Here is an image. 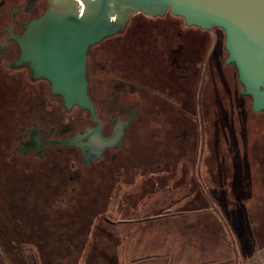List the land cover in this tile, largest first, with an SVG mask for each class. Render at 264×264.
Segmentation results:
<instances>
[{
	"label": "flooded vegetation",
	"instance_id": "af4514ba",
	"mask_svg": "<svg viewBox=\"0 0 264 264\" xmlns=\"http://www.w3.org/2000/svg\"><path fill=\"white\" fill-rule=\"evenodd\" d=\"M72 6L80 9L81 2L0 0V162L11 166V170L1 169L7 172L0 171L8 184L0 177V190L19 189L22 196H39L45 188L68 195L69 200L77 197L90 205L95 229L102 222L112 225L156 218L163 223L173 214L213 209L198 181V168L199 163H208L211 183L204 187L215 197L216 116L230 113L222 110L215 114V101L221 91L226 94L230 90L225 72L234 68L237 78L235 66L225 64L224 32L216 27L188 26L169 11L161 16L130 15L123 29L86 52L85 79L92 114L77 105L67 108L64 98L52 93L50 82L33 77L27 64L14 66L21 55L15 38L24 33V26L49 8ZM218 79L223 88L220 84L216 87ZM155 122L161 127L152 126ZM259 123L263 125L262 120ZM142 128L151 139L150 155H156L148 162L157 166L150 175L160 173L158 183L149 179L150 183L158 185L171 177L180 186L190 179L191 191L205 199V209L183 204L189 196L184 194L177 204L152 216L108 218L117 173L123 171L125 142ZM204 146L208 159L199 155ZM19 180L30 188L23 184L21 190L16 183ZM127 180L131 183L133 177L129 175ZM218 191L224 195L223 190Z\"/></svg>",
	"mask_w": 264,
	"mask_h": 264
},
{
	"label": "trees",
	"instance_id": "16d2710c",
	"mask_svg": "<svg viewBox=\"0 0 264 264\" xmlns=\"http://www.w3.org/2000/svg\"><path fill=\"white\" fill-rule=\"evenodd\" d=\"M239 85L240 83L237 80L236 87L232 91L231 88L229 91H226L229 95H232V101H235L236 104L235 108L230 109V113L226 114L225 117L232 120L234 118L233 114L237 113L241 116V121L246 123L248 131L259 133L257 117L261 113L256 114L252 112L251 99L249 96H242L239 93ZM217 95H219L218 91ZM216 100H219V98ZM248 119L254 121V126L250 130L247 126ZM244 132L246 133L245 127L243 128ZM258 143L261 144L260 147L262 149L264 141H259ZM245 145L246 142H243V153L241 154L238 152L232 154V151L228 148L229 151L226 155L221 157L229 159V156L233 160L227 161L224 166L219 167L220 169L216 166L214 177L216 189L223 190V197H226V199L234 198L237 205L241 206L242 210H244L248 220L245 203L248 196H250L248 188L250 177L245 172H249L250 157ZM260 147L255 146L254 148L257 156H259L257 149L260 152ZM203 148H201L202 150L200 149L199 155L208 159L207 147L204 146ZM220 149V142L218 141L217 153L223 154ZM250 149L252 150V148ZM1 169L11 170V166L0 162V171L7 172ZM198 170V181L201 184L205 199L214 206L213 208L219 205L225 211H228L234 207V205L226 204V202L225 205H222L223 203L217 198L219 196L212 197L204 187L206 184L211 183V177L207 173L208 163H199ZM239 173L245 175L239 178ZM0 177L2 183L8 185L5 176L0 174ZM16 183L20 189L23 184H25L27 190L30 188L26 184V181L19 180ZM18 190L12 189L8 193L0 190V264H135L146 260L157 261L156 259L149 258L150 256L145 258L134 257L132 252L133 249L142 247L143 243L144 249L152 247L154 241L149 235L152 232L159 231L160 227L175 226L176 222L180 220L181 224L183 223V228L179 229V231L177 227H174V229L180 232L179 234L182 236L179 239H183V241H178L182 246L185 243L186 245L189 243L193 244L189 237L193 236L192 233H197L199 238H205V230L209 229L205 216L210 211L196 214H173V217H169L163 223H160L162 219L155 221L154 219L156 218L137 222H118L112 225L102 222L95 229L92 228L93 220L90 216V205L76 200L77 197L74 200H69L67 198L68 195H60L56 191L55 193L49 192L45 188L41 190L39 196L33 193L30 195L23 194L22 196ZM102 213L104 212H98V214ZM104 214H108V211ZM187 215L194 216L193 223L185 222ZM184 223L186 224L185 226ZM198 224L201 227L200 231ZM120 227L128 230L127 234L120 236L113 235L115 230L118 231ZM250 232L253 231L250 230ZM190 233L191 235H189ZM249 238L254 247H257L254 244L255 236L253 233H250ZM186 239L190 242H187ZM156 241L158 242V240ZM261 241L264 245L263 239ZM159 249H161V245ZM162 250L166 249L162 248ZM178 251L177 248L176 252ZM165 252L167 254L159 258L167 261L166 264H174L171 258L168 257L171 254L169 253L170 251L166 250ZM178 255L181 258L178 259V264H209L205 258L199 261V259H195L194 257L184 258L180 254Z\"/></svg>",
	"mask_w": 264,
	"mask_h": 264
},
{
	"label": "water",
	"instance_id": "95a60500",
	"mask_svg": "<svg viewBox=\"0 0 264 264\" xmlns=\"http://www.w3.org/2000/svg\"><path fill=\"white\" fill-rule=\"evenodd\" d=\"M79 1L80 9L49 8L15 38L21 55L14 66L27 64L33 77L48 80L67 108L77 105L93 114L85 79L90 46L123 29L132 14L169 11L188 26L224 32L225 64L235 66L240 93L250 97L252 112H264V0Z\"/></svg>",
	"mask_w": 264,
	"mask_h": 264
},
{
	"label": "rangeland",
	"instance_id": "374dc122",
	"mask_svg": "<svg viewBox=\"0 0 264 264\" xmlns=\"http://www.w3.org/2000/svg\"><path fill=\"white\" fill-rule=\"evenodd\" d=\"M232 69L233 70L225 72L224 75V77L230 81L231 91L236 87L237 81L235 69ZM219 84L221 88H223L222 83L218 79L216 81V87H218ZM239 89H241L240 85ZM235 104L236 102L232 101V95H229V93L225 94L221 91L219 100L215 101V114H218L222 110L228 111L235 108ZM233 117L234 118L231 120L226 119L225 116L221 118L216 116L217 122L215 130L217 133L215 138L217 143L218 139L220 140V151L223 152V154L216 153L215 164L218 169H220L219 167L224 166L227 161H232L233 159L229 156L228 158L230 160L221 156L226 155L229 151L228 148H230L232 154L235 152L240 154L243 153V142H246L245 148L250 157L249 172H245V174L250 177V185L248 187L250 196H248L245 203L248 220L244 210H242L241 206L237 205L234 198L226 199V197H223L224 195L219 193L216 189L215 196H219L217 198L223 203L222 205H225L226 202V204H232L234 207L230 208L228 211H225L224 208L219 205L211 209L214 213L213 216H211V213L205 216V221L208 222L210 226L208 230H205V238H199L196 233H192L193 236L189 237L193 244L189 243L186 245L185 243L184 247L178 243L179 240L181 242L183 241V239H179L182 236L178 231L183 228V223L181 224L180 220L176 222L175 226L171 225V227H169L167 225V228L160 227L159 231L152 232L149 235L154 241L152 247L144 249L143 243L142 247L133 249L132 252L134 257L145 258L150 256L149 258L156 259L157 261L146 260L135 264H166L167 261L159 258L167 254L165 252L166 250L170 251L169 253L171 254L168 257L171 258L174 264H178V259H181L178 254L184 258L194 257L195 259H199V261L205 258L209 264H264V245L261 241L263 239L264 242V146H262L261 149V144L258 143L259 141H264V114H260L257 117L258 123L260 120H262L263 123V125L259 123L257 127L259 130V133L257 132L258 135L246 129V123L241 121L240 115L235 113ZM249 120L250 119H248L247 126L250 130L254 126V121ZM137 125L138 124H136V126ZM152 126L156 128L161 127L160 123L157 122L153 123ZM243 126L245 127L246 133H243ZM148 135V130L142 128L141 131L137 132L136 137L125 142L121 154V159L125 161L122 160L123 164L121 167L123 171L117 173L118 178L115 189H113L111 194V202L109 204L110 215H108V218L112 221H117L152 216L161 210H166L167 206L171 204H177L176 200L184 194L189 196H186L185 200L182 202L183 204L187 205L194 203L197 206L203 207L201 209H205L204 206L206 205V201L196 193V190H194V192L191 191L193 182L190 179L185 180L180 186H178V181L171 177H168L167 182H162L158 185L150 183L151 181H149V179L158 183L157 179H159L160 173L154 176L150 175L157 169V166L155 164H151L152 166L150 164L148 165V162L153 161L150 160L151 156H156L150 155L149 143L151 139ZM208 135L207 133L206 137H208ZM262 137L263 139H261ZM204 143L206 145V142ZM255 146L260 147V152L256 148L259 156H257V152L254 151ZM250 148H252V150ZM142 172H146V174H142ZM129 175L133 177L131 183L127 182ZM180 176L181 173L179 172V178ZM242 176L243 173H239L238 177L241 178ZM165 178L167 180V177ZM192 197L195 199L193 198L189 201ZM210 216L214 218L212 219L213 222L212 220H210V222L216 227V233L213 231L214 229L208 221ZM193 217V215H187L185 222H194ZM185 225L184 223V226ZM174 227H177L178 231L174 229ZM250 230L253 232H250ZM127 232L128 230L124 227H120L118 231L115 230L113 235H125ZM250 233L254 234V244L257 247H254L250 240ZM189 235H191V233ZM156 240H158V242ZM186 241L190 242L188 239H186ZM160 245L161 249H159ZM176 247L179 250L178 252H176ZM162 248L166 250H162Z\"/></svg>",
	"mask_w": 264,
	"mask_h": 264
},
{
	"label": "crops",
	"instance_id": "0c3cea01",
	"mask_svg": "<svg viewBox=\"0 0 264 264\" xmlns=\"http://www.w3.org/2000/svg\"><path fill=\"white\" fill-rule=\"evenodd\" d=\"M210 213H211V216H213L214 213H213L212 210H210ZM211 216H210V218H209V220H208L209 222H210V220L214 219V218L211 217ZM237 221H238V220H237ZM212 222H213V220H212ZM212 222H210V223H211V225H212V227H213V229H214L213 231H215V233H216V229H215L216 227L213 226L214 224H213ZM192 223H193V222H192ZM199 223H200V222H199ZM198 225H199V231H200V228H201V227H200V224H198ZM208 226H209V225H208ZM209 227H210V226H209ZM207 230H208V229H207ZM196 234H197V233H196Z\"/></svg>",
	"mask_w": 264,
	"mask_h": 264
}]
</instances>
